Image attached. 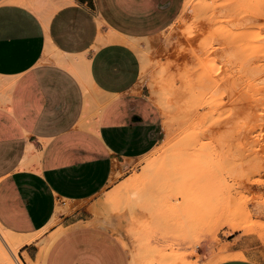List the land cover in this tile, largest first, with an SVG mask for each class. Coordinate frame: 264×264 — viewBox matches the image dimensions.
<instances>
[{"label": "crops", "instance_id": "0c3cea01", "mask_svg": "<svg viewBox=\"0 0 264 264\" xmlns=\"http://www.w3.org/2000/svg\"><path fill=\"white\" fill-rule=\"evenodd\" d=\"M55 1L45 17L0 2V224L28 235L60 219L42 264H130L122 240L93 221L91 200L163 135L159 107L137 85L134 42L170 26L185 0ZM61 55L86 60L88 96ZM44 238L22 246L27 262ZM221 245L229 256L213 264H264L254 234Z\"/></svg>", "mask_w": 264, "mask_h": 264}, {"label": "rangeland", "instance_id": "374dc122", "mask_svg": "<svg viewBox=\"0 0 264 264\" xmlns=\"http://www.w3.org/2000/svg\"><path fill=\"white\" fill-rule=\"evenodd\" d=\"M7 1L43 17L58 5ZM238 29L246 34L232 40ZM134 43L137 85L159 107L163 135L91 200L93 221L122 240L130 264L216 263L237 231L264 241V0H185L170 26ZM60 222L38 237L54 239ZM21 250L14 261L34 264Z\"/></svg>", "mask_w": 264, "mask_h": 264}, {"label": "bare ground", "instance_id": "6f19581e", "mask_svg": "<svg viewBox=\"0 0 264 264\" xmlns=\"http://www.w3.org/2000/svg\"><path fill=\"white\" fill-rule=\"evenodd\" d=\"M24 3L28 2L30 3V0H21ZM39 1V0H38ZM41 1V0H40ZM45 4V3H44ZM47 6V5H46ZM45 6V7H46ZM45 10V9H44ZM43 10V13L45 12ZM46 16V15H45ZM239 30V29H238ZM242 30V29H241ZM244 30V29H243ZM234 31L232 32L234 34V38H232V40L236 37V35L242 37L241 35H243V33H245L244 31ZM247 32V30H246ZM231 33V34H232ZM241 34V35H240ZM246 34V33H245ZM244 34V35H245ZM243 35V36H244ZM233 36V35H232ZM110 38H114L113 35H110ZM116 38V37H115ZM135 44V43H134ZM136 46V45H135ZM72 60L68 59L67 57L61 55L57 58V60L61 63H73V71L74 73L80 78V80L82 81V85L84 87V90L86 92V95H89V83H88V77L86 75V70L87 68L85 66L86 60L85 59H78V58H71ZM78 59V64H74L77 63L75 60ZM86 69V70H85ZM86 71V72H85ZM88 99V97H86ZM87 101V100H86ZM130 180V179H129ZM138 182V178H134L131 179L130 181H128L127 186H133L136 185V183ZM138 184V183H137ZM38 236V234H28V235H21V234H16L13 233L9 230H7L6 228H4L1 224H0V264H18L16 263V261H14V256L16 251L18 250V248H21L22 246H24L25 244L33 241L36 237ZM53 240V239H52ZM51 239H42L41 242V248L40 251L38 253V257H37V261L34 262V264H42V260L46 254L47 248L50 245V243L52 242ZM30 263H32L29 259H27ZM17 262H19L17 260ZM20 263V262H19ZM214 262H210V264H213Z\"/></svg>", "mask_w": 264, "mask_h": 264}, {"label": "built area", "instance_id": "2783aa9c", "mask_svg": "<svg viewBox=\"0 0 264 264\" xmlns=\"http://www.w3.org/2000/svg\"><path fill=\"white\" fill-rule=\"evenodd\" d=\"M67 1H74V0H67Z\"/></svg>", "mask_w": 264, "mask_h": 264}]
</instances>
